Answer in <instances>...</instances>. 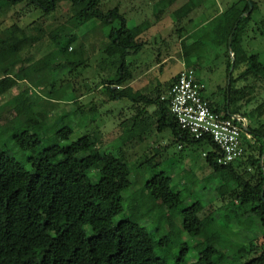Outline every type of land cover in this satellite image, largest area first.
Segmentation results:
<instances>
[{
	"label": "rangeland",
	"instance_id": "obj_1",
	"mask_svg": "<svg viewBox=\"0 0 264 264\" xmlns=\"http://www.w3.org/2000/svg\"><path fill=\"white\" fill-rule=\"evenodd\" d=\"M235 1L204 0L192 12L177 18V13L173 12L184 0H178L162 13L163 0H102L103 10L118 6L130 27L146 26L138 36L144 43L143 48L129 57L134 73L130 83L133 84L121 87L129 95L118 99L111 98L106 84V79L116 72L118 62L115 63L116 59L108 56L104 48L111 27L117 26L118 22L110 25L95 19L87 22L71 19L68 1H61L56 11L44 17L25 2L11 7L9 13L0 18L2 27L14 22L34 23L41 25L45 35L41 44L32 49L25 73L20 75L27 81H20L14 70V77L0 86V148L31 168L29 157L42 148L55 143L65 145L92 134L97 138L100 154L114 152L128 161L132 169L133 183L120 194L124 210L115 217L116 222L131 216L144 225L157 241V254L170 264H194L202 249L210 243L219 250L216 264H248L263 251V247L256 249L263 229L257 217L242 213L243 208L229 202L228 196L220 197L216 187L222 178L212 172L204 157L209 145L174 143L171 128L158 132L154 117L148 118L150 123L153 122L150 128L144 126V130L141 125L130 130L139 110L146 108L145 115L155 110L154 106L133 102L131 96L138 90H151L156 95V87L161 85L163 90L184 65L195 68L206 85L204 95L220 105L225 101L233 76L234 88L245 89V92L231 103V109L248 115L250 125L264 123V114L255 113V108L264 102V68L257 79L246 73L249 65L245 62L232 68L235 60L229 45L230 37L227 42L226 36L213 32L214 27L208 22ZM255 1L258 8L243 45L249 54L258 53L264 63V0ZM52 37L58 41L69 40L70 55L78 61L83 59V65L73 69L66 65L56 71L44 65L63 58L58 42L49 43ZM39 81L46 86L32 85ZM51 90L52 95H49ZM31 100L34 106L28 108L26 103ZM40 110L47 114L41 129L42 143L35 150H23L16 144L14 133L25 128L23 120L26 117ZM38 117L43 118L42 114ZM65 127H71L73 131L68 137H59L58 131ZM143 130L148 134L140 140ZM153 155H156L154 164L162 162L150 167L145 161ZM161 171L172 176L173 188L182 194L183 202L175 209L158 202H151L148 207L150 202L144 184L152 174ZM89 174L97 181L99 168H92ZM197 200L206 205L202 216L212 212L215 219L204 235L186 231L180 214L183 207Z\"/></svg>",
	"mask_w": 264,
	"mask_h": 264
},
{
	"label": "trees",
	"instance_id": "obj_2",
	"mask_svg": "<svg viewBox=\"0 0 264 264\" xmlns=\"http://www.w3.org/2000/svg\"><path fill=\"white\" fill-rule=\"evenodd\" d=\"M61 1L71 4V19L82 22L95 19L110 25L118 22L117 26L111 27L107 35L108 43L104 47L106 54L114 57L115 63L118 62L116 72L106 79V84L113 99L129 95L121 87L134 79L129 57L143 48L144 43L138 36L146 26L130 27L118 6L103 10L102 0H0V18L8 14L11 7L23 2L39 10L44 17L56 11ZM163 1L161 13L178 0ZM203 1L184 0L173 13H177V18L183 17ZM250 3H253L252 10ZM256 8L258 5L255 0H237L228 9L209 18L208 22L214 27L213 32L226 36L227 42L232 35L234 69L245 62L249 65L246 73L257 79L264 63L258 53L249 54L243 45ZM44 35L41 25L14 22L2 27L0 21V86L5 85L15 74L20 81H27L26 77L20 75L25 73L26 63L33 55L32 49L41 44ZM54 42H58L63 58L45 62L44 65L55 71L66 65L72 69L83 65V59L78 61L70 55L69 40L49 38V43ZM176 76L163 90L161 85L157 86L156 95L151 90H138L134 96L130 95L133 102L155 107L148 115H145V107L139 110L133 117L130 130L134 131L141 125L150 128L153 122L150 123L148 118L154 117L158 132L171 128L174 143L208 144L210 149L204 152V157L212 172L222 178L216 187L220 197L228 196L229 202L243 208L242 213L255 216L260 221L263 234L258 238L256 249L263 247V251L248 264H264V123H248L247 132L251 138L243 135L245 152L240 160L228 164L218 163L222 155L219 145L210 136L198 139L182 129L171 112L169 98H162L168 93ZM233 81L231 76L222 105L208 98L218 111L226 115L240 113L238 110L233 111L230 105L245 92V89L234 88ZM32 85L37 88L46 86L42 81ZM29 88L32 87L29 85ZM52 92L48 94L52 95ZM37 95L43 97L40 93ZM26 105L32 108L34 101H28ZM255 109L256 115H263L264 102ZM40 114L43 118L38 117ZM241 115L248 119V115ZM46 116L40 110L23 120L25 128L13 136L20 148L35 150L41 145V129ZM144 130L140 140H144L148 134ZM72 131L71 127L62 128L58 136L68 137ZM29 159L31 168L0 148V264H170L157 254V241L144 225L131 216L115 221V217L124 210L120 194L133 183L132 169L128 161L114 152L100 154L94 135L85 134L65 145L55 143L44 147ZM155 159L156 155H153L145 163L153 167L162 162L154 164ZM94 167L99 168L97 181L92 180L89 174ZM143 189L150 202L148 207L151 202H158L175 209L183 202L181 192L173 188L172 176L165 171L152 174ZM205 209L206 205L197 200L180 210L186 231L194 235L208 232L215 219L212 212L202 216ZM218 252L216 246L210 243L202 249L194 264H216Z\"/></svg>",
	"mask_w": 264,
	"mask_h": 264
},
{
	"label": "built area",
	"instance_id": "obj_3",
	"mask_svg": "<svg viewBox=\"0 0 264 264\" xmlns=\"http://www.w3.org/2000/svg\"><path fill=\"white\" fill-rule=\"evenodd\" d=\"M205 88L195 68L184 65L162 98H169L171 112L182 129L198 139L210 136L219 145L222 155L218 163L240 160L245 152L243 135L251 138L248 120L238 113L218 111L204 95Z\"/></svg>",
	"mask_w": 264,
	"mask_h": 264
},
{
	"label": "water",
	"instance_id": "obj_4",
	"mask_svg": "<svg viewBox=\"0 0 264 264\" xmlns=\"http://www.w3.org/2000/svg\"><path fill=\"white\" fill-rule=\"evenodd\" d=\"M253 9V3H250V10ZM250 11L247 12V14H249ZM232 44V35L230 36V39H229V45L231 46ZM234 67V64L232 65V68ZM262 195H264V192L262 193Z\"/></svg>",
	"mask_w": 264,
	"mask_h": 264
},
{
	"label": "crops",
	"instance_id": "obj_5",
	"mask_svg": "<svg viewBox=\"0 0 264 264\" xmlns=\"http://www.w3.org/2000/svg\"><path fill=\"white\" fill-rule=\"evenodd\" d=\"M182 68H183V67H182ZM178 73H179V72H178ZM199 78H200V77H199ZM131 84H133V83H130V85H131ZM238 114H240V113H238Z\"/></svg>",
	"mask_w": 264,
	"mask_h": 264
}]
</instances>
